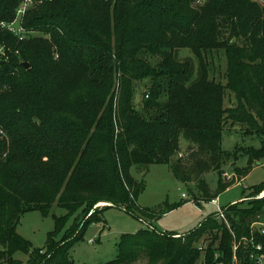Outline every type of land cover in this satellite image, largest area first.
<instances>
[{
    "label": "trees",
    "instance_id": "16d2710c",
    "mask_svg": "<svg viewBox=\"0 0 264 264\" xmlns=\"http://www.w3.org/2000/svg\"><path fill=\"white\" fill-rule=\"evenodd\" d=\"M196 1L31 0L20 38L3 24L15 20L23 0H0V264H22L17 251L28 255L27 264H74L71 245L98 219L77 216L62 241L50 233L44 253L31 251L16 232L26 211L46 214L56 203L81 213L108 202L154 217L137 204L142 185L132 166L145 173L151 164L168 163L177 179L195 182L203 198H216L233 185L220 177L227 120L244 124L262 142L246 150L247 166L234 170L237 180L264 157V0ZM178 48H190L200 62L203 51L223 50L225 84L203 71L185 87L191 68L177 61ZM73 67L84 74L78 81ZM141 80L148 83L136 103ZM226 89L236 96L231 108L223 106ZM182 138L189 154L173 159ZM209 171L219 174L215 193L203 178ZM263 192L264 183L255 186L246 206L224 207L226 222L214 213L183 236L152 226L122 234L116 258L105 264H196L202 238H219L216 246L207 244L204 264L230 262L242 238L247 243L239 245L238 257L253 264L251 239L264 254V234L253 228L264 220Z\"/></svg>",
    "mask_w": 264,
    "mask_h": 264
},
{
    "label": "rangeland",
    "instance_id": "374dc122",
    "mask_svg": "<svg viewBox=\"0 0 264 264\" xmlns=\"http://www.w3.org/2000/svg\"><path fill=\"white\" fill-rule=\"evenodd\" d=\"M205 2L207 0H197L194 5H204ZM14 26L17 27L18 23H15ZM31 35L36 38L45 37L43 32L38 31H33ZM46 37L48 36L46 35ZM53 48L55 49V47ZM54 55L58 57L56 49ZM175 55L178 62L188 63L191 68L185 87H189L198 81L203 71H205L209 81L225 84L227 56L223 50L209 49L203 51L201 62L190 48H178L175 50ZM69 72L71 71L69 70ZM83 75L78 67L72 68L71 78L75 81L80 80ZM146 83H148L147 80L136 83L140 86L136 103L140 102ZM117 89L118 84L116 83L115 91ZM236 102L235 94L226 89L223 99L224 108H231L236 105ZM261 145V139L247 131V126L237 121H226L224 129L221 131V148L224 159L220 177L225 182L233 181V185L216 197L221 207L234 203H238L239 206H246L252 189L264 183V157L255 161L249 173L241 179L238 178L240 180H237L234 171L236 167L244 168L247 166V149H258ZM188 146L189 143L182 138L180 151L173 156V159L181 156L187 157L189 154ZM130 172L133 178L142 185V190L136 198L137 204L142 209L151 211L154 217L130 213L108 202L97 203L88 212L81 213L79 211L68 213L67 209L54 203L46 214L40 210L22 213L16 226L17 234L29 243L31 251L42 250L45 253L48 250L47 244L50 233L54 232V242H60L72 231L77 216L78 220H85L90 215H95L98 219L83 227L79 237L71 245L69 255L74 264H105L116 258L117 245L122 234L135 233L152 226L161 232L180 233L182 234L180 236H183L197 228L205 218L217 212V207L211 203L210 199L202 197L198 185L192 181L184 183L177 179L172 174L168 163L151 164L145 173L138 172L135 166H132ZM203 178L209 193H215L219 174L215 171H209L204 174ZM263 195L264 192L258 197ZM171 206L174 209L165 212ZM100 209L103 210L100 211ZM95 211L100 212L96 213ZM60 219L62 223L58 226L57 222ZM258 223L264 224V220ZM209 243L216 246L219 243V238L214 240L201 239L198 244L201 247V256L196 264H203L204 251ZM13 256L22 264H27L28 255L26 253L17 251ZM141 263L138 262L137 264Z\"/></svg>",
    "mask_w": 264,
    "mask_h": 264
},
{
    "label": "built area",
    "instance_id": "2783aa9c",
    "mask_svg": "<svg viewBox=\"0 0 264 264\" xmlns=\"http://www.w3.org/2000/svg\"><path fill=\"white\" fill-rule=\"evenodd\" d=\"M30 4H31V0H23L22 5L20 6V8L17 11L15 20L8 25L3 24V27H6L9 31L15 33L16 35H20V38H22V33H24L25 31L21 26V18L24 15L27 8L30 6ZM15 23H18L17 27L14 26ZM2 134L3 133L0 130V135H2ZM210 201L213 205H215L217 207L216 217L219 220H224L226 222L224 207H221L219 205L218 200L216 198L212 199ZM192 202H194V201H192ZM253 228L259 229L260 232L262 234H264V224L254 223ZM250 242L252 244V251L249 254L250 260L253 261V264H264V254L262 253V245L259 243H254L253 239H251ZM241 243L246 244L247 243L246 239L242 238L240 241H237L234 244L233 255H232V259L230 262H217L216 264H242L243 261L238 257V253H237L239 245ZM200 249H201V247H200ZM219 257H220V254L216 253L215 259H217ZM203 264H204V260H203Z\"/></svg>",
    "mask_w": 264,
    "mask_h": 264
},
{
    "label": "water",
    "instance_id": "95a60500",
    "mask_svg": "<svg viewBox=\"0 0 264 264\" xmlns=\"http://www.w3.org/2000/svg\"><path fill=\"white\" fill-rule=\"evenodd\" d=\"M22 66L27 69L29 67V64L27 62H22Z\"/></svg>",
    "mask_w": 264,
    "mask_h": 264
},
{
    "label": "crops",
    "instance_id": "0c3cea01",
    "mask_svg": "<svg viewBox=\"0 0 264 264\" xmlns=\"http://www.w3.org/2000/svg\"><path fill=\"white\" fill-rule=\"evenodd\" d=\"M217 199V198H216ZM218 200V199H217ZM174 234H177V235H182V234H180V233H174Z\"/></svg>",
    "mask_w": 264,
    "mask_h": 264
}]
</instances>
